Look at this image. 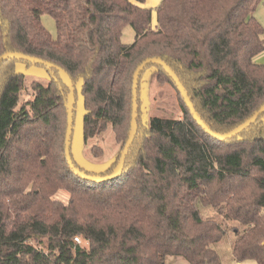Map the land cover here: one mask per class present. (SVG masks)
<instances>
[{"label":"trees","instance_id":"trees-1","mask_svg":"<svg viewBox=\"0 0 264 264\" xmlns=\"http://www.w3.org/2000/svg\"><path fill=\"white\" fill-rule=\"evenodd\" d=\"M263 1L160 0L153 26L144 0H0V55L20 52L64 69L74 96L79 84L84 141L111 128L120 151L97 172L79 166L70 150L71 159L86 174L105 176L127 140L132 75L146 58L169 65L216 133L264 103V63L255 61L264 28L253 15ZM42 14L54 18L55 37ZM126 26L131 43L121 39ZM147 73L174 86L181 117L141 119ZM68 91L56 67L0 63V264H164L168 255L222 264L214 244L229 229L235 261L264 264V112L236 135L216 138L164 69L149 63L139 74L137 131L122 171L92 181L65 158ZM62 190L65 201L55 197Z\"/></svg>","mask_w":264,"mask_h":264},{"label":"rangeland","instance_id":"rangeland-1","mask_svg":"<svg viewBox=\"0 0 264 264\" xmlns=\"http://www.w3.org/2000/svg\"><path fill=\"white\" fill-rule=\"evenodd\" d=\"M254 17L261 23L264 28V1L261 2L253 12ZM41 22L45 29L56 36L55 21L49 14L41 15ZM126 30L133 29L126 26ZM264 38V32H263ZM132 42V41H131ZM258 62L264 63V51L258 55ZM33 77L42 84L48 83V75L45 72L32 73ZM140 115L141 119L145 120L149 116L157 115L164 117H181V110L179 106L178 93L174 86L163 80H158L150 74H145L140 83ZM84 112L82 95L80 93L79 84L75 92V104L72 122V132L70 137V150L75 162L84 169L97 172L105 169L112 159L120 151V143L114 139L111 128H107L99 136L93 137L84 141L82 136V115ZM94 147V150H92ZM99 150H101L99 152ZM68 194L65 191H59L55 197L66 200ZM264 212V209H263ZM201 214L203 216L213 214L211 208H202ZM234 239V232L232 230L226 231L223 237L214 244L222 264H239L235 261L232 255L231 245ZM83 245L86 242L81 241ZM164 264H190L185 258L181 256L168 255L165 258ZM240 264H255L254 260L247 259Z\"/></svg>","mask_w":264,"mask_h":264},{"label":"water","instance_id":"water-1","mask_svg":"<svg viewBox=\"0 0 264 264\" xmlns=\"http://www.w3.org/2000/svg\"><path fill=\"white\" fill-rule=\"evenodd\" d=\"M8 58H16V59H24L29 62H34V63H39V64H44L47 67H56L64 84L68 87V96H67V102H66V107H67V122H66V130H65V136H64V154L65 158L67 161V164L69 167L74 171L75 174L79 175L80 177L86 178L88 180L92 181H103V180H110L113 178H116L120 175L126 154L128 152V149L134 139L135 133L137 131V110H138V99H137V86H138V78L140 72L144 69V67L149 64V63H154L160 65L164 71L169 75V77L173 80L175 83L178 92L180 93L185 105L188 107L192 117L196 120V122L203 128L205 129L209 134L212 136L219 138V139H225L231 136L236 135L246 127H248L251 123H253L261 113L264 112V103L247 119H245L243 122L238 124L236 127L231 129L228 132L225 133H216L212 131L206 123L201 119V117L198 115L197 111L195 110L189 96L187 95V92L181 83L180 79L178 78L177 74L169 67V65L160 57L158 56H153L146 58L142 60L135 68L133 75H132V107H131V120H130V129L128 132V137L127 140L121 150L119 160L115 166V168L111 171V173L105 175V176H99V175H91V174H86L85 172L81 171L78 169L75 164L73 163L70 155V137H71V132H72V122H73V108H74V103H75V96H74V87L73 84L70 80V77L68 73L54 65L53 63L49 61L42 60L40 58L26 55L20 52H4L0 55V63Z\"/></svg>","mask_w":264,"mask_h":264},{"label":"crops","instance_id":"crops-1","mask_svg":"<svg viewBox=\"0 0 264 264\" xmlns=\"http://www.w3.org/2000/svg\"><path fill=\"white\" fill-rule=\"evenodd\" d=\"M159 2H160V0H144V3L142 4L143 6L150 7L153 9V11H152V25L153 26L156 24V12H155L154 8L158 5ZM126 28L127 27H125L123 29L121 39L124 43H131V41H133V39H134V31L131 32V30H126V32L124 33ZM257 57H258V55L255 57L256 62H258L259 60H263V59L257 58ZM258 63H262V62H258Z\"/></svg>","mask_w":264,"mask_h":264},{"label":"built area","instance_id":"built-area-1","mask_svg":"<svg viewBox=\"0 0 264 264\" xmlns=\"http://www.w3.org/2000/svg\"><path fill=\"white\" fill-rule=\"evenodd\" d=\"M74 241L77 242V243H80L81 239H80V237L76 236V237H74Z\"/></svg>","mask_w":264,"mask_h":264}]
</instances>
